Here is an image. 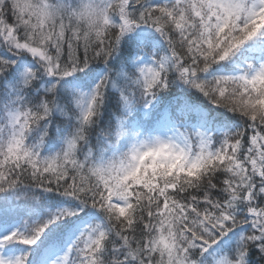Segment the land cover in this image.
I'll use <instances>...</instances> for the list:
<instances>
[{"label":"snow or ice","instance_id":"obj_1","mask_svg":"<svg viewBox=\"0 0 264 264\" xmlns=\"http://www.w3.org/2000/svg\"><path fill=\"white\" fill-rule=\"evenodd\" d=\"M0 264H264V0H0Z\"/></svg>","mask_w":264,"mask_h":264}]
</instances>
